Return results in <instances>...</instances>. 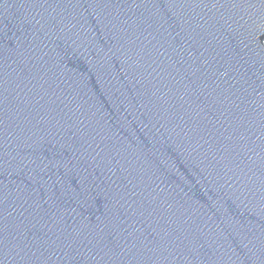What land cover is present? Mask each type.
<instances>
[{"label":"water","instance_id":"95a60500","mask_svg":"<svg viewBox=\"0 0 264 264\" xmlns=\"http://www.w3.org/2000/svg\"><path fill=\"white\" fill-rule=\"evenodd\" d=\"M0 264H264V0H0Z\"/></svg>","mask_w":264,"mask_h":264}]
</instances>
